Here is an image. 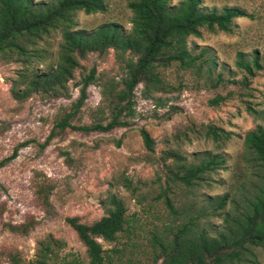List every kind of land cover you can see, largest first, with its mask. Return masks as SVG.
Masks as SVG:
<instances>
[{
  "label": "rangeland",
  "instance_id": "obj_1",
  "mask_svg": "<svg viewBox=\"0 0 264 264\" xmlns=\"http://www.w3.org/2000/svg\"><path fill=\"white\" fill-rule=\"evenodd\" d=\"M127 1L105 0L103 13L76 12L73 30L90 32L111 23L127 32L131 18ZM179 1L168 0V6ZM200 7L217 12L223 7H237L251 16L232 20L230 33L202 29L199 37H188L187 46L193 54L203 50L204 58H211L214 66L209 70L208 64L198 70H180L172 64L159 71L172 90L150 94L142 85L136 87L134 117L128 127L88 134L65 129L42 150L38 145L53 125L72 111L82 79L91 70L93 81L70 123L82 126L107 121L108 103L102 93L121 82L124 60L131 55L126 53L118 59L113 50L87 53L77 58L71 78L58 97L35 92L16 100L11 88L21 92L26 81L19 78L21 75L47 74L55 66L60 34L55 32L33 45L23 44L25 58L0 53V160L27 142L14 160L0 168V264H9L10 255L20 264H28L35 258L37 243L48 238L63 244L57 252L59 257L74 254L86 262L83 246L64 219L75 217L90 224L105 214L108 195L123 202L126 227L130 229L117 234L113 242L100 241L102 249L124 245L129 253L133 244V257L142 264L150 256L152 233L160 235L167 226L169 232L190 222L194 233L212 238L226 230L230 218H238L247 210L260 187V172L243 149L242 139L262 124L247 108L264 113V68L245 78L235 61L238 52L246 61L254 53H264V0H201ZM215 96L225 99L213 107L208 101ZM209 127L217 130V140L206 135ZM140 129L153 142L151 153L142 145ZM220 131L230 135L224 139ZM203 153L218 154L224 163L194 186L166 183L167 171H176L172 156L195 163ZM39 186H49L47 205L36 193ZM221 197L226 198L224 206L213 210ZM165 198L174 214L164 207ZM9 227L24 229L25 234L11 232ZM165 236L170 238V234ZM251 253L254 258L233 264H264V246L251 249Z\"/></svg>",
  "mask_w": 264,
  "mask_h": 264
},
{
  "label": "trees",
  "instance_id": "obj_2",
  "mask_svg": "<svg viewBox=\"0 0 264 264\" xmlns=\"http://www.w3.org/2000/svg\"><path fill=\"white\" fill-rule=\"evenodd\" d=\"M200 4L201 0H180L175 6L169 7L168 0H129L126 8L131 13L130 28L123 33L117 25L111 23L100 25L90 32L73 30V17L76 12L85 15L103 13L107 7L105 0H49L38 3L32 0H0V53L25 58L27 51L23 44L33 45L55 32L60 34L61 39L57 63L49 73L19 77L26 81L21 92L11 88L16 100L35 92L52 93L53 97H58L71 78L77 58L87 53L103 54L107 50H113L118 59L126 53L131 55V58L124 60L125 75L121 82L118 85L114 83L112 87L110 85L105 94L102 93L108 103L107 121L104 124L82 126L70 123L85 101L87 86L93 81L91 70L82 79L78 98L71 104L72 111L65 113L53 125L43 143L38 145L39 150L47 147L65 129L88 134L128 127L134 117L133 99L136 87L142 85V90L151 92L150 94H162L172 90L159 74L160 70L172 64L180 70H198L202 64H208V70L209 66H214L211 58H204L203 50L197 55L193 54L187 46L188 37H199L202 29L230 33L232 20L251 16L237 7H223L217 12L206 11ZM236 59L235 66L243 71L245 78L253 77L264 68V53H254L250 61H246L238 52ZM224 99L225 97L215 96L208 104L214 107ZM156 106L161 107L159 104ZM247 111L262 120L261 125L247 132L242 139L243 149L260 172V187L247 210L238 218H230L226 230L212 238L204 233H194L190 222L176 226L169 232H166L169 229L167 226L160 235L152 233L149 240L150 256L147 259L150 264H233L246 261L247 257L254 258L251 249L264 246V113L255 112L250 107ZM216 132V129L209 127L206 135L217 140ZM221 133L224 139L230 135ZM139 135L144 149L151 153V138L142 129L139 130ZM26 144L27 142H22L14 147L8 157L0 160V168L14 160L19 149ZM171 158L176 171H167L166 183L177 182L185 187L201 182L205 175L224 163L222 156L210 153H203L195 163H189L179 156ZM36 193L47 205L49 186H39ZM225 199H218L217 205L212 209H221ZM106 204L105 214L90 224L80 223L75 217L64 219L83 246L86 262L74 254L59 257L57 252L63 244L48 238L37 243L35 258L28 264H142L133 257L136 247L133 244L129 253H126L124 245L109 250L102 249L100 241L113 242L117 234L128 228L123 202L108 195ZM163 204L169 214H174V208L167 198L163 199ZM9 229L11 232L25 234L24 229ZM165 234H170V238L167 239ZM9 264L20 262L15 255H10Z\"/></svg>",
  "mask_w": 264,
  "mask_h": 264
}]
</instances>
